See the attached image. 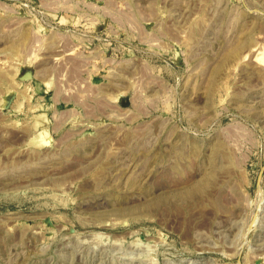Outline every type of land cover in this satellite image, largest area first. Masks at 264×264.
Instances as JSON below:
<instances>
[{"label": "rangeland", "instance_id": "1", "mask_svg": "<svg viewBox=\"0 0 264 264\" xmlns=\"http://www.w3.org/2000/svg\"><path fill=\"white\" fill-rule=\"evenodd\" d=\"M264 0H0V264H264Z\"/></svg>", "mask_w": 264, "mask_h": 264}, {"label": "water", "instance_id": "2", "mask_svg": "<svg viewBox=\"0 0 264 264\" xmlns=\"http://www.w3.org/2000/svg\"><path fill=\"white\" fill-rule=\"evenodd\" d=\"M263 168H264V166H263Z\"/></svg>", "mask_w": 264, "mask_h": 264}]
</instances>
